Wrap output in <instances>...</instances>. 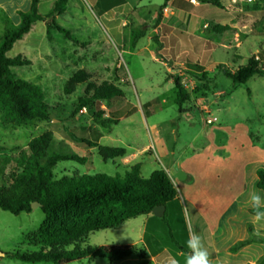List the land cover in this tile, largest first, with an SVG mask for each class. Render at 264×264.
Here are the masks:
<instances>
[{"label":"rangeland","instance_id":"1","mask_svg":"<svg viewBox=\"0 0 264 264\" xmlns=\"http://www.w3.org/2000/svg\"><path fill=\"white\" fill-rule=\"evenodd\" d=\"M135 1L127 0L128 4ZM164 1L138 2L136 5L138 9L131 15L130 28H122L120 22H116L117 31L124 44L119 43L117 36L115 37L109 29L111 37L109 38L107 34L105 37L111 43L110 52L106 51L104 56L99 53L96 45L75 49L59 44L57 47L66 51L68 59L65 57L63 61L58 59L50 63L34 61L29 66L12 68L17 78L31 81L43 88L51 107V120L9 123L5 121L4 114L0 111V186L8 175L18 172L22 164L28 161L31 140L45 132L52 134L48 154L53 152L74 154L89 159L85 165L73 161L58 163L54 169L56 180L84 174L115 175L118 172L123 173L125 165L130 167L136 162L144 164L142 169L144 177H149L160 167L169 170L175 177L174 159L184 156L189 148L200 149L207 133L216 130L214 136L217 140L230 134L237 137L233 138L232 149L244 162L254 163L264 158V154L253 150L249 144L250 135L254 144L264 149V76H254L247 84L233 87L231 79L225 74L226 71L235 72L239 66L245 65L250 57L258 56L264 49V0L255 2L222 0L223 7L209 5L204 9L207 20L211 22H208L203 33L193 31L184 20L180 24L173 23L175 29L168 30L166 26L156 36L158 40L150 42L149 37H155L151 23L139 24L137 19L149 11L145 8L146 5L152 3L156 5L154 7L156 9ZM229 3L233 6L230 7ZM75 10L84 11L88 15V23L94 25L96 23L97 29L91 30V26L77 22L71 15L61 18L63 24L76 23L79 27L77 32L68 26L67 28L73 35L77 33L74 36L82 41L80 43L87 42L89 46L94 39L99 41L96 34L104 28L92 13L96 11L93 4L90 5L85 0H72L71 11ZM63 26L66 28V25ZM198 37L208 43L206 50L199 46ZM48 40L41 41L40 32L36 30L30 43L46 50ZM58 41L61 42L60 39ZM207 51L211 52L207 53L208 60L205 65L200 64L202 69L197 68L196 63H188L189 56L202 59ZM182 61L186 63L181 64ZM86 62L109 65L114 73L108 77L104 73L87 71L90 75L89 80L79 85L74 93L67 95L65 85L78 71L75 65L78 63L84 65ZM117 64L119 66L116 68ZM117 75L126 78V81H119ZM174 76L181 77L186 92L190 94V100L184 104L183 112H180L178 105L174 103L177 91L173 80L168 79ZM110 79L124 92V99L120 105L112 108L115 110L119 107L127 113L118 124L103 125L104 121L111 118L106 102L100 103V109L104 111L100 117L95 116V113H99L96 108H85L78 114H73L79 98L85 96L89 84H101ZM208 118H215L216 121L208 124ZM157 130L166 140L169 150L175 151L174 156H163L161 152H154L151 148L141 151L146 144L157 145L159 136ZM85 141L98 143L100 146L122 147L126 150V155L113 160L105 159L98 147L90 148ZM188 165L195 173L203 171L199 163L192 162ZM241 165L238 164L228 173L225 166L217 167L215 172L219 177L210 188L213 187V191L220 193L227 182L237 187L240 182ZM247 182L252 184L251 175L247 177ZM177 183L178 190L181 183L189 182L178 180ZM260 193L263 195L261 191ZM179 198V203L175 204L173 209H169L168 221L175 240L186 252L172 244L169 229L161 218L154 217L148 220L147 216L131 219L118 228L95 232L85 240L83 246L139 244L145 247L140 242L143 238L154 256L157 251L168 248L170 254L167 252L161 256L162 264H170L172 259L178 261V264H186V257L190 251L186 241L189 234L195 232L201 237L204 247L212 256L215 246L222 247L221 233L211 236L206 228L197 231L195 221L198 214L195 215L192 204L184 194L182 197L179 192ZM212 209L216 214L221 206L214 205ZM44 220L45 214L41 208L20 215H13L0 209V264H31L14 259L9 253L16 250L23 252L38 250L26 241V238L36 231ZM64 264H108V260L84 259ZM118 264L154 263L149 258L131 257Z\"/></svg>","mask_w":264,"mask_h":264},{"label":"trees","instance_id":"2","mask_svg":"<svg viewBox=\"0 0 264 264\" xmlns=\"http://www.w3.org/2000/svg\"><path fill=\"white\" fill-rule=\"evenodd\" d=\"M171 0H165L158 7V16L162 17L163 11L169 6ZM213 6L221 7L219 0H199ZM70 0H55L52 10L47 14L39 11L40 0H32L28 12H21L20 24L7 30L0 42V111L4 114L5 121L9 123L26 122L31 120H51V107L47 102V95L43 88L31 81L17 78L12 71L14 67L29 66L31 61L18 55L8 57L7 53L15 43L28 34L36 22L43 21L47 24L48 38L51 41V32L56 30L66 39L76 45L87 46L80 43L72 31L60 25L56 17L64 14ZM159 22V19L157 20ZM221 28V27H220ZM155 40H158L155 37ZM207 51L202 59L189 56L188 60L205 65ZM264 50L258 56H252L245 65L239 66L235 72L226 71V76L231 79L232 86H243L254 76H264ZM90 75L85 70L74 73L65 85V93H74L77 87L86 83ZM177 91L174 103L180 112L190 100L180 76L170 77ZM124 99V92L115 81H103L101 84H89L84 97L79 98L74 115L85 108H96L100 117L104 113L100 109L101 102H106L111 118L103 122L118 124L127 115L123 109L112 110ZM252 138V137H251ZM52 134L45 132L35 137L29 144L30 156L22 164L18 172L11 173L4 179L0 186V209L13 215L31 212L34 203L40 204L45 214L41 226L28 235L26 241L38 248L36 251L16 250L9 253L14 259L26 263L39 264H64L73 261L93 260L105 258L108 264H118L131 257L146 259L148 250L139 244L83 246L88 237L98 231L118 228L127 221L152 214L157 206H166V212L161 220L167 225L172 244L182 252L183 246L175 240L172 228L168 221L169 209L179 203V192L169 173L163 168H157L149 177L142 174V163L133 164L124 173L108 175L98 173L84 174L71 178L64 177L56 180L54 169L60 162L73 161L87 164L89 159L74 154H61L53 152L48 154ZM90 148H99L105 159H116L126 155L122 147L100 146L98 143L85 141ZM1 150V147H0ZM259 178L258 188L264 193V168L257 170ZM190 182V179L186 180ZM264 210V209H262ZM255 213V210L253 209ZM252 239L237 243L231 248L232 252L251 243ZM264 242V239L261 240Z\"/></svg>","mask_w":264,"mask_h":264},{"label":"crops","instance_id":"3","mask_svg":"<svg viewBox=\"0 0 264 264\" xmlns=\"http://www.w3.org/2000/svg\"><path fill=\"white\" fill-rule=\"evenodd\" d=\"M85 1L90 3V5L93 4L96 8V11L92 13L100 20L104 28L101 31L99 30V34H96V36H99V41L94 39L91 44L86 47L90 48V46L96 45L99 53L104 56L106 51L110 52L109 47L111 46V43L108 41L109 39L107 40L105 34H107L110 38V29L115 37L117 36L118 42L124 44V40L120 38L117 31L116 22H120L122 28H130L129 25L131 24V15L138 9L136 6L137 3L142 2L143 0H136L133 4H128L127 0ZM219 1L222 5V0ZM31 2L32 0H0V42L7 30L14 29L20 24V13L28 12L31 8ZM54 3L55 0H40V13H49L53 8ZM71 4L72 0L69 2L67 11L64 14L57 16L56 21L60 25H66V28L68 26L70 29L77 32L79 27H77L76 23L73 24L66 22L63 24L64 22L61 21V18L71 15L72 19L80 23L84 22L85 26H91V30H96V23L95 25L90 22L88 23V15L84 11L75 10V12H72ZM229 4L230 7L233 6L232 3ZM209 5L210 4L202 3L199 0H171L166 11L163 13L162 18H159L158 7L160 5L155 9L154 7L156 5H152V3H150L145 6V8H148L149 10L146 15L142 17L140 16L137 20L140 22L139 24L151 23V27L153 28L152 31L155 37L160 34L166 26L168 30L171 28L175 29V24H180L184 22V20L185 24H187L189 28L191 27L193 31L201 34L203 33V29L207 27L208 22H211L210 20H207V16L204 13V9ZM170 15L173 16V19L169 17ZM158 19L159 22L157 21ZM84 20H86V22ZM36 30L40 32L41 41L45 39L48 40L47 24L43 21L36 22L31 31L26 34L22 40L16 42L14 47L7 53L8 57L14 58L16 54H19L28 58L31 62L38 61L50 63L54 60L57 61L58 59L63 61L67 56L66 51H63V49L60 50L57 47L59 44L66 47L71 46L75 49L85 47L74 44L72 41L66 39L63 34L56 30H52L53 40H48L49 45L46 50L39 49L36 44L34 45L33 43H30ZM74 35L76 36L77 33ZM155 37H149V41L152 42ZM198 38L200 40L199 46H202V49L206 50L208 48V45L206 44L208 43L204 42L201 37ZM59 39L61 42L58 41ZM77 40L82 42L79 39ZM25 44H28V46L30 44L31 45L28 47ZM131 46L133 47L132 42ZM185 63V61L181 62V64ZM188 63H191V61L188 60ZM107 66L89 64L86 62L84 65H80V63H78L75 65V68H77L78 71H95L104 73L108 77H111L114 70L109 65ZM118 66L119 64L115 67L117 68ZM117 77L119 81H126V78L124 79L122 76L117 75ZM108 81L114 80L110 79ZM215 132L207 133L206 140L200 149L189 148L184 156H179L178 159H174L179 168L187 174L186 180L188 177L190 179L189 183H181L180 189L178 188V190L182 197L184 194V197L192 204L195 215L198 214L196 215L197 220L195 221L197 231H201L203 228H206L211 236H216L218 232L221 233L222 247H214L213 254L211 256L213 264H264V242H261V240L264 239V220L257 221L255 219V213L253 212V207L251 206L249 200V194L253 191L258 192L261 195L260 191L262 192V190L258 188L259 178L257 170L260 167L264 168V158L254 163L244 162L242 157L236 155V151L232 149L234 146V139L237 137L234 134H230L221 140H217L214 136ZM156 133L159 135L157 138V145L146 144L141 148V151L151 148L154 152H161L163 156H174L175 151L169 150L166 140L160 136L158 130ZM249 137V144L251 148L264 154V149H260L257 144H254L250 135ZM192 162L199 163L203 167V171H200L199 173L192 171L188 165ZM133 164L135 163H132V165ZM238 164L242 165L239 172L240 182L237 187H234L235 184L227 182L224 184V188H222L220 193L213 191V187L212 189L210 188L211 185H214V180L216 182V179L219 177V175L215 172L217 167L222 165L225 166L226 172L228 173V171H232L236 166H238ZM143 165L144 164L142 163V169ZM130 167L125 165L124 172ZM165 170L169 173L175 183V186L177 187V181L179 179L176 177V172L174 177L169 170ZM250 175L253 179L252 184H248L247 182V177ZM186 180L179 181L186 182ZM261 196L264 197V193ZM218 204L221 206V209L215 214L212 212L214 210L212 208H214V205ZM147 217L149 218L148 220H151L155 216L150 214ZM250 239H252L251 243L240 248L236 252H232L231 248L237 243ZM140 242L148 249L149 255L147 258H149V260L154 264H162L161 256L167 252L170 254L168 248L165 247L162 251H157V254L154 256L149 246L145 244V240L143 238Z\"/></svg>","mask_w":264,"mask_h":264},{"label":"clouds","instance_id":"4","mask_svg":"<svg viewBox=\"0 0 264 264\" xmlns=\"http://www.w3.org/2000/svg\"><path fill=\"white\" fill-rule=\"evenodd\" d=\"M250 204L255 210V219L257 221L264 220V197L258 192H251L249 194ZM187 248L190 250L186 257V264H213L211 254L207 248L204 247L201 237L192 232L186 241ZM170 264H178V261L172 259Z\"/></svg>","mask_w":264,"mask_h":264},{"label":"water","instance_id":"5","mask_svg":"<svg viewBox=\"0 0 264 264\" xmlns=\"http://www.w3.org/2000/svg\"><path fill=\"white\" fill-rule=\"evenodd\" d=\"M174 168L176 170V177L181 181H185L187 178V174L183 170H181L177 164L174 166ZM37 208H40V204L34 203L32 205V210H35ZM165 212H166V206H157L153 209L152 214L157 218H161L164 216Z\"/></svg>","mask_w":264,"mask_h":264},{"label":"built area","instance_id":"6","mask_svg":"<svg viewBox=\"0 0 264 264\" xmlns=\"http://www.w3.org/2000/svg\"><path fill=\"white\" fill-rule=\"evenodd\" d=\"M192 1H195V0H192ZM249 1H251V2H255V0H249ZM214 121H216L215 118H208V119H207V123H208V124H213Z\"/></svg>","mask_w":264,"mask_h":264}]
</instances>
